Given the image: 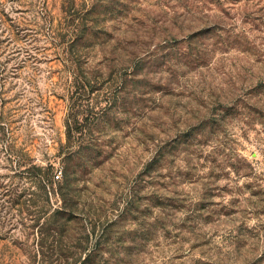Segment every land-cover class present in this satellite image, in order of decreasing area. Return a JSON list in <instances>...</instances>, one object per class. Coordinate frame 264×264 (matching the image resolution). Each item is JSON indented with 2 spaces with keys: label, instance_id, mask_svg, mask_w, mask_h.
<instances>
[{
  "label": "rangeland",
  "instance_id": "rangeland-1",
  "mask_svg": "<svg viewBox=\"0 0 264 264\" xmlns=\"http://www.w3.org/2000/svg\"><path fill=\"white\" fill-rule=\"evenodd\" d=\"M260 79L264 0H0V264H264Z\"/></svg>",
  "mask_w": 264,
  "mask_h": 264
},
{
  "label": "trees",
  "instance_id": "trees-1",
  "mask_svg": "<svg viewBox=\"0 0 264 264\" xmlns=\"http://www.w3.org/2000/svg\"><path fill=\"white\" fill-rule=\"evenodd\" d=\"M259 81H260V82L257 83V84L255 85V88L260 89V90H264V80H263V79H260ZM3 116H4V111L0 112V120L3 119ZM0 130H1L2 134L5 135L4 125H0ZM70 131H71V129H69V131H67V138H69V139H71V138H70V136H71V135H70ZM68 143H69L70 145L74 146L75 148L77 147V144L74 143V142H72L71 140H68ZM54 167H55V163H48L47 166L44 168V170L46 171V173H45V177H46V178H52V181H53V178H54V175H53V173H54ZM29 169H30V170H37V171H41V170H42V168L37 167V166H35V165H32ZM63 172H64V171H61L60 174L62 175ZM64 173H65V172H64ZM55 177H57V179L60 178V176L57 175V174L55 175ZM50 181H51V180H50ZM52 181H51V184H52ZM41 182H42V181H41ZM34 184H35V183H34ZM68 184H69L68 177H67V175H66V173H65L64 175H62L61 180L59 181V191H57V194H59V195L61 196L62 204H63V203H66V200H67V199H66V194H65V192L63 191L64 189H63V186H62V185L67 186ZM40 185L42 186V188H44V189L46 188V184L41 183ZM46 192H47V191H46ZM47 203H49L48 200H47ZM64 211H65V209L62 208V206L59 207V208H57V210H56L54 213H51V214H50V216L47 218V220H46V218L44 219V221H43L44 224L48 223V220H49V219H51V218H53V217H55V216L61 214V212H64ZM84 216H85V215H84ZM87 217H88V216H87ZM45 222H46V223H45Z\"/></svg>",
  "mask_w": 264,
  "mask_h": 264
}]
</instances>
